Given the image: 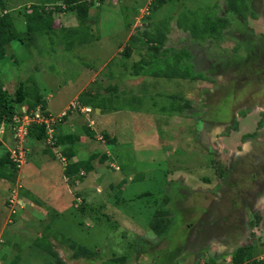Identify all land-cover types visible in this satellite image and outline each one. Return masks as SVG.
I'll return each mask as SVG.
<instances>
[{"label": "rangeland", "instance_id": "374dc122", "mask_svg": "<svg viewBox=\"0 0 264 264\" xmlns=\"http://www.w3.org/2000/svg\"><path fill=\"white\" fill-rule=\"evenodd\" d=\"M225 1L166 0L152 8L151 0H96L84 18L54 13L53 32L23 34L18 10L34 2L49 8L50 0H5L16 32L28 39L6 45L2 88L12 97L18 81L32 77L52 116L68 108L56 122L78 134L73 156L97 155L70 187L59 159L41 142L26 145L29 160L11 181L0 179V264L14 257L46 264L49 255L33 244L43 229L63 264L113 255H125V264H230L229 249L239 243L264 264V0H230L246 9L242 17L232 12L233 22L227 17L220 36L194 41L176 25L189 10L223 16ZM167 18L164 51L156 48L133 73L132 64L154 49L141 31L153 34ZM128 32L138 41L130 43ZM183 48L187 76H165L177 63L170 53ZM7 129L0 128V154L12 143ZM16 200L23 208L11 215ZM156 209L169 223L162 236L147 226ZM60 236L95 257L71 258Z\"/></svg>", "mask_w": 264, "mask_h": 264}, {"label": "trees", "instance_id": "16d2710c", "mask_svg": "<svg viewBox=\"0 0 264 264\" xmlns=\"http://www.w3.org/2000/svg\"><path fill=\"white\" fill-rule=\"evenodd\" d=\"M96 0H50L51 6L47 8L44 4V2H34L28 4L26 9L18 10L24 18V32L26 34V31L30 33H33L34 30H42L44 32H53L55 29L54 21L55 17L53 16L54 13H63L65 11L68 12H74V16L76 18H84L88 15V10L91 6L94 5V2ZM98 2H101L102 0H97ZM166 0H151L150 5L152 8H156L158 5L160 6L161 3L165 2ZM233 1H225V8L224 10L226 12L230 11L233 13H237L240 17L243 16L244 10L246 9L244 4L242 3L243 9H241V4L237 6L239 9H241L240 12H238V9L235 7V5L232 3ZM245 8V9H244ZM2 10H5V12L1 13ZM206 12H197L193 10H189L186 14L181 15L178 19L176 17V25L178 28H183L188 31L189 35L194 41H200L202 38L205 37V35H219L220 36V30L226 26H228L230 23L227 19V16H221V15H213L212 11ZM232 13V14H233ZM209 14H212L210 17ZM234 15V14H233ZM148 18V16H147ZM155 28V31L153 34H150L145 31H141L142 36L148 43H151L154 45V49H152V53L148 55V58H140L138 61L134 62L132 64V67L135 69L133 70V73L140 74L141 71V62L143 64L150 63L151 57L154 53H158V50L156 48H159V52H163L164 45L162 44L165 41L166 34L168 32V18L163 19L160 21L157 25H153ZM157 26H161V30L157 28ZM62 30V27H60ZM64 33V32H63ZM28 37V35H26ZM26 36L20 35L18 32H16L14 25L12 23V19L10 14L7 11L5 0H0V59L3 57L5 52L6 45L12 41V40H18L22 41V39ZM137 37L133 36V33L128 36V40L130 43H132ZM138 41V39L136 40ZM236 47L232 46L230 49H235ZM168 50V49H167ZM130 48H125V54L129 53ZM173 59L177 62L176 68L173 67L171 69L167 68V75L165 76H187V72L182 68L185 66V60L190 59V53L183 49H178L172 51L170 53ZM155 55V54H154ZM156 56V55H155ZM158 58V56L156 57ZM138 67V68H137ZM191 67V65H190ZM187 68V67H186ZM135 71V72H134ZM196 76V75H195ZM193 75V77H195ZM109 88V87H108ZM21 105L25 106L26 111L30 109H34L35 107H38L39 110H41L42 113L47 114L48 110L46 108L45 99L43 98L42 94L39 92V88L37 86V83L34 81V79L31 77L26 78L24 80H20L17 83V86L13 90V96L9 97L7 96L5 90L2 88V84L0 82V128L6 127L9 131L10 128L8 127V122L10 121V117L13 113H20L19 107ZM66 115V114H65ZM62 118H64V116ZM61 120H59L60 122ZM58 122V121H57ZM55 122V129L57 127V123ZM8 125V126H7ZM82 130L85 134H89V128L84 125L82 127ZM11 133V131H10ZM78 134H75L74 132H66V133H58L57 131L54 132L55 137V143L54 146L59 149V151L64 155L66 159L65 165H61L62 167V176L65 178L66 183L69 184V186H73L79 182H81L82 177L84 176L85 172L92 169V165L89 160L94 158L97 154L96 153H90L86 159H76L71 160V157H73V149H72V143L75 142V140H78ZM105 137V135H103ZM45 137V126L44 124H36V123H30L27 126V132H26V138L24 146L26 148V145L32 143V142H41ZM1 141V140H0ZM1 145V142H0ZM10 145V144H9ZM8 145V146H9ZM8 146L4 148L3 152L0 154V179L11 181L14 179L16 175L17 168L14 166V162L9 157V150ZM53 146V147H54ZM50 147L43 146V151L48 153L51 157H54L57 159ZM107 156L104 154H100L98 157V161H107ZM26 162V158L24 160V163ZM62 164V163H61ZM6 166H8V170L6 169ZM22 166V165H21ZM18 194V191H17ZM76 197V195H74ZM8 198H5L4 202L7 207H9ZM76 200V199H75ZM167 198L165 199V201ZM23 208L22 206L19 207L17 203L14 204V208L12 209L11 215L15 214L16 208ZM86 205L82 202L79 203L77 206V209L79 211H84ZM11 215L9 217V220H11ZM13 220V219H12ZM169 223L167 224V217L162 209H156L154 210L153 214L149 217L147 221L148 228L157 236H162L167 232V227ZM46 229L42 230V234H39L36 236L33 240V244L40 248L42 251L45 250L47 254L49 255V261L46 264H63L62 259L59 258L58 253L56 250H54L51 246V243L47 240L46 236ZM59 240L61 243H64L68 250L70 251L71 258H77L79 256L85 257V258H94L96 250L89 249L85 247L83 244L76 242L75 240H71L69 238H64L60 236ZM248 246H239L235 248L231 255H230V264H262V261L259 259H249L247 258V250ZM126 263V256L125 255H113L111 257H108L104 260H100L98 264H125ZM10 264H16L15 257L11 261ZM198 264V263H194ZM201 264V263H199Z\"/></svg>", "mask_w": 264, "mask_h": 264}, {"label": "built area", "instance_id": "2783aa9c", "mask_svg": "<svg viewBox=\"0 0 264 264\" xmlns=\"http://www.w3.org/2000/svg\"><path fill=\"white\" fill-rule=\"evenodd\" d=\"M67 109L68 108L66 107L64 110L60 111L56 117H54L49 112L47 114L42 113L38 107L26 111L25 106L21 105L19 107L20 113H13L11 115L8 125L12 135L11 137L12 143L8 146L9 147L8 150H9V157L14 162V166L16 168L19 169V167L24 163L25 160L24 154L26 150L24 143L27 132V126L32 122L36 124H44L45 137L42 140V144L44 146L50 147L56 158L59 159L62 165H65L66 159L64 155L54 146L55 143L54 124L56 121H59L63 115L66 114ZM82 109L83 111H89V106L81 105L79 107V110L82 111ZM10 201L13 200H11L9 197L8 203ZM13 203L14 204L17 203V200L14 201Z\"/></svg>", "mask_w": 264, "mask_h": 264}, {"label": "crops", "instance_id": "0c3cea01", "mask_svg": "<svg viewBox=\"0 0 264 264\" xmlns=\"http://www.w3.org/2000/svg\"><path fill=\"white\" fill-rule=\"evenodd\" d=\"M227 13H228L229 15H233L232 12H230V11H228ZM130 34H131V33L128 32V35H130ZM166 36H167V34H166ZM139 78H140V77H139ZM61 123H62V122H61ZM58 125H59V124H58ZM61 125H64V123H62ZM61 125H60V126H57V127H56L57 130H56V129H55V130H56L58 133H66L67 131L64 130V126L61 127ZM70 128H71V127H70ZM56 131H55V132H56ZM30 145H31V143H30ZM28 146H29V144L27 145V147H28ZM72 158H73V159H74V158L76 159L75 156H73ZM28 160H29V159L27 158L26 162H27ZM45 160H46V159H45ZM26 162H25V163H26ZM25 163H24V164H25ZM24 164H23V166H24ZM61 165H62V164H61ZM23 166H22V167H23ZM52 171H53V170H52ZM61 171H62V167H60V172H61ZM61 175H62V173H61ZM62 177H63V176H62ZM63 179H64V181H65V178H64V177H63ZM56 182L61 183L59 180H56ZM59 188H62V189H63V186H58L57 188H55L54 192H55V191H58ZM53 198H55V196L53 197V195H52V199H53ZM244 209H245V208L242 209L243 212H244ZM245 212H246V209H245ZM247 214H248V212H247ZM244 216H245V219H246L247 215H244V214H243V217H244ZM245 219H243V220H245ZM36 236H38V235H36ZM33 239H34V238H33ZM47 240H49V239H47ZM239 246H245V245H243L242 243H239L238 245H234L231 249H229V256L231 255L232 251H233L235 248L239 247ZM51 247H52V246H51ZM218 247H219V245H218V243H217V248H218ZM52 248H53V247H52ZM53 249H54V248H53ZM223 249H224V248H223ZM217 252H218V250H217ZM220 254H221V253H220ZM227 254H228V252H227ZM229 258H230V257H229Z\"/></svg>", "mask_w": 264, "mask_h": 264}, {"label": "flooded vegetation", "instance_id": "af4514ba", "mask_svg": "<svg viewBox=\"0 0 264 264\" xmlns=\"http://www.w3.org/2000/svg\"><path fill=\"white\" fill-rule=\"evenodd\" d=\"M223 12H224V15H226L227 17H229L232 20V22H233L234 16H232V15L230 16L226 11H223Z\"/></svg>", "mask_w": 264, "mask_h": 264}, {"label": "clouds", "instance_id": "9594fccd", "mask_svg": "<svg viewBox=\"0 0 264 264\" xmlns=\"http://www.w3.org/2000/svg\"><path fill=\"white\" fill-rule=\"evenodd\" d=\"M27 6V5H26ZM3 12H5V10H2L1 11V13H3ZM88 106V105H87ZM55 132V131H54ZM26 138V137H25ZM44 146V145H43ZM57 148V147H56ZM58 149V148H57ZM59 150V149H58ZM52 151V150H51ZM52 153H53V151H52ZM53 155H54V153H53ZM55 156V155H54ZM56 157V156H55Z\"/></svg>", "mask_w": 264, "mask_h": 264}]
</instances>
